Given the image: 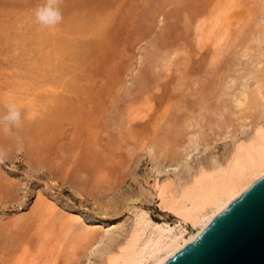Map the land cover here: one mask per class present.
Listing matches in <instances>:
<instances>
[{"label": "rangeland", "instance_id": "obj_1", "mask_svg": "<svg viewBox=\"0 0 264 264\" xmlns=\"http://www.w3.org/2000/svg\"><path fill=\"white\" fill-rule=\"evenodd\" d=\"M42 2L0 0V117L6 104L23 100L17 106L23 113L20 127L5 132L0 125V264L13 256L21 241L37 253L39 241L53 246L49 249L56 264H64L74 241L87 242L80 233L71 235L55 253L60 228L67 223L64 215L96 228L97 235L114 234L116 241L141 209L156 222H172L151 195L155 179L187 176L200 161L227 155L235 138L230 135L210 148L201 145L189 160L174 166L156 153L154 162L142 145L145 140L163 143L162 133L165 136L171 128L167 122L178 121L181 129L193 110L200 118L203 93L213 106L229 108L219 110L226 118L219 111L218 117L205 114L203 131L213 140L219 134L213 123L224 119L234 130L244 114L234 108L232 94L243 88L245 74L255 68L252 54H258L242 53L264 36V0L232 3L226 12L229 33L222 52L215 51L212 39L198 44L196 21L206 19L225 0H62L63 21L55 27L36 21L35 9ZM79 41L85 50L75 63L67 44ZM156 52L171 56L172 63L153 66L150 56ZM71 80L79 85L67 89L70 97L64 100L59 92ZM147 91L149 118L135 121L144 126L128 131L127 112ZM29 100L39 106L37 117L25 115ZM242 131L238 137L251 132V126ZM46 202L55 204L54 215H47ZM108 242L105 238L102 246ZM75 252L79 254L81 247Z\"/></svg>", "mask_w": 264, "mask_h": 264}, {"label": "bare ground", "instance_id": "obj_2", "mask_svg": "<svg viewBox=\"0 0 264 264\" xmlns=\"http://www.w3.org/2000/svg\"><path fill=\"white\" fill-rule=\"evenodd\" d=\"M235 1L236 0H225V3H222L220 4V6L216 7L212 14L206 19L204 16V19L202 18V20L196 21L199 22L196 27V29L199 30V34L197 33L199 37V39L197 37V39L199 40L198 44H200L201 42L202 45L207 40L212 39L214 41L213 45L217 48L215 49V51L219 50L222 52V50L224 49L223 46H225L223 45V43H225L224 41L226 40L227 34L229 33L228 25H226L229 22L226 17V12L228 11V9L231 8V6H233L232 3H235ZM88 15L89 14L87 13V16ZM79 17H82V14L78 16V19ZM262 34L264 35V30ZM263 39L255 41L256 46L254 47H245L242 53L243 56H249L250 54H252V52L258 54H252V56L255 58L254 70L251 72L248 71V74H245L243 72L245 74V79L243 78V81H245L242 84L243 88L240 92H238V94H234V91L232 94L235 96V100L233 102L234 108L239 109L238 112L244 114L242 118L240 117L241 123H238L239 125H237L234 130V127L229 122V120L221 119V122H210L214 125L217 124L216 126L219 127V134L216 135V138L212 140L209 135H207L205 131H203L201 124L202 121L205 120V118L207 119L205 114H212L214 112V114L218 117L216 113H218L217 111H219L220 108L223 109L222 112H226L227 110H229V108H225L226 106L222 105V103L221 105L223 106V108L222 106H213L212 104L214 103L211 104V102H208V93L206 94L207 96L204 93L200 94V92L203 91L202 90L199 91V94L201 95V101H199L198 107V112L200 113L201 119L198 117L199 114L197 113V116H193L195 115V111L193 110V113L192 111L190 112L192 113L190 114L191 116L189 115V117L184 120V124H182L181 129L178 128V121H174L175 123L167 122V126H170L171 128L169 131L167 130L168 132L165 133V136L162 133L164 137V139L162 138L163 143H156L158 140H145V144L142 145L143 150L147 151L152 160L154 159V162L157 160L154 156V154L156 153L157 155H160L161 158L166 160L168 159L166 161V164L174 166L180 161L183 162L184 160H189V158L192 156L193 150L195 151V149L199 148V146L201 145L205 148H210L213 143L215 144V141H219L220 139L222 140L224 138L227 139L230 135L235 138L227 155L223 157L221 156L222 158L211 157V159L200 161L197 164L196 168L191 171L187 176H177L178 179L175 177H167L166 179H155V182L153 184L154 192L151 193V195L158 199V206L161 211L168 214L167 216L169 217L172 216L173 221L171 222L165 220L163 223L156 222L151 217L149 211L141 209L139 212L136 213L134 222L130 229L126 231L125 235L119 241H116L114 234L108 236V232H101L97 235L99 230L97 231L96 228L90 229L88 226L82 225L80 223V219L79 222L78 218L72 215H64L65 219L67 220L66 221L64 219V221L67 223H64L63 229L60 226V229L62 230L59 231L61 233V239L58 240L56 238L59 242H55L56 244L58 243L55 249V251L57 250V252L55 253L59 254V251H61L62 247H64L65 241L71 235L80 233L82 235L80 237H83V239L85 237V241L87 240L85 244H82L81 241H74L71 244L70 248L73 249V252L78 246L81 247V252L79 254H77L76 252V254L73 252L70 253V256L67 258V261H65L64 264H162L169 258H171L173 255H175L177 252L192 243L198 237V235L218 215H220L228 207H230L253 185H255L257 182L264 178ZM80 44V41L74 43L69 42L67 44V46L71 48L70 58L73 59L75 63L80 62L83 58V52L85 48L82 47V45ZM85 46H88L87 43ZM151 54H153V52ZM164 54L156 52V54L154 53V56L152 55L153 57L150 56L152 62L154 63L153 66L155 65L166 67L172 63V60L170 58L171 56L169 57L167 54ZM235 69H238L237 66ZM232 71L235 73L234 70ZM229 77L231 78V76ZM238 79V76H232V80L234 82H239ZM77 83L78 82L76 80H71V82L66 83L65 88L59 92L60 95L62 94L61 96L64 100L69 96V92L67 91V89H75L76 86L78 87L79 85H77ZM226 85H228V83ZM228 88H230V86H228ZM126 90V93L129 92L128 89ZM148 91L146 94L144 93V98H141V101L139 100L135 103L133 102L134 104L129 108L127 112L128 115L126 116L127 119L124 121L126 122L125 127H127L128 131H131L136 126H144L143 123H138L136 125L135 121H144L147 117L149 118L150 114L149 111H147V105L149 104L151 110L152 107L150 106L151 100L150 102H147L149 101V96H147V94L149 93ZM231 93H229V95ZM61 96L59 98H61ZM15 99V104L17 106L23 101L17 98ZM151 105L153 104L151 103ZM38 107L39 106L34 103L33 100L27 101V103L25 104V115L30 118L37 117L40 112ZM59 110L61 109L58 108V111ZM222 112L219 111V113H221L220 116L224 118L225 116H223V114L225 113ZM214 114L212 115L215 116ZM232 114H234V111ZM237 118L240 119L239 117ZM45 125L46 124L44 123L41 126L44 127ZM250 126L251 132L245 133L241 137L237 136L240 131H245ZM43 127L39 128L42 129ZM174 127L176 131L173 130ZM179 136L182 137L181 141L182 139H184L182 142V144L185 143L183 148L179 146ZM183 136L185 138H183ZM161 137L162 136L160 135V138ZM55 208V204L51 202H46L45 210L49 212V214L47 215H54L56 211ZM47 220L48 218L46 219V221ZM42 226L41 227L44 228V225ZM46 227L47 226H45V228ZM42 228H40L39 230H41ZM50 228L48 229L50 230V232H52ZM53 234H51V236ZM105 238H108L109 242L107 243V245L102 246V243L104 242ZM41 239L44 240L43 238ZM38 241L39 239L37 240V242ZM21 242H23V244L20 242L19 244L17 242L18 250H16L15 253L13 251V256H11L10 258V254L8 256L9 260L7 258L6 263L3 264L57 263L56 258L53 255V251H50V249L53 250V246L52 248L49 247V249L46 243L39 241V243L41 244V248L40 252L37 253L35 251L32 252L29 250V246L27 245L29 243L24 244V241Z\"/></svg>", "mask_w": 264, "mask_h": 264}, {"label": "water", "instance_id": "obj_3", "mask_svg": "<svg viewBox=\"0 0 264 264\" xmlns=\"http://www.w3.org/2000/svg\"><path fill=\"white\" fill-rule=\"evenodd\" d=\"M162 264H264V178Z\"/></svg>", "mask_w": 264, "mask_h": 264}, {"label": "clouds", "instance_id": "obj_4", "mask_svg": "<svg viewBox=\"0 0 264 264\" xmlns=\"http://www.w3.org/2000/svg\"><path fill=\"white\" fill-rule=\"evenodd\" d=\"M62 0H43L35 9L36 21L44 27H55L63 21ZM6 113L0 117V125L4 126V131H9L12 127H20L22 123L21 110L14 103L5 105Z\"/></svg>", "mask_w": 264, "mask_h": 264}]
</instances>
